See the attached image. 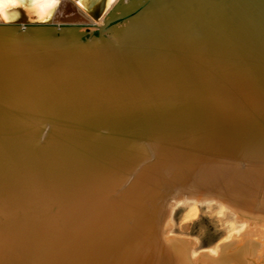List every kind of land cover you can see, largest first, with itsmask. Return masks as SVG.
Returning <instances> with one entry per match:
<instances>
[{
	"label": "bare ground",
	"instance_id": "1",
	"mask_svg": "<svg viewBox=\"0 0 264 264\" xmlns=\"http://www.w3.org/2000/svg\"><path fill=\"white\" fill-rule=\"evenodd\" d=\"M0 264H264V0L5 10Z\"/></svg>",
	"mask_w": 264,
	"mask_h": 264
},
{
	"label": "snow or ice",
	"instance_id": "2",
	"mask_svg": "<svg viewBox=\"0 0 264 264\" xmlns=\"http://www.w3.org/2000/svg\"><path fill=\"white\" fill-rule=\"evenodd\" d=\"M112 0H107V3H111ZM58 3V0H0V15H3L5 10L7 9H20L24 12H30L34 9H47L51 10L53 9L56 4ZM13 17L18 15L17 13L13 12L11 13ZM44 16L41 15V20H43ZM7 20L8 17H5Z\"/></svg>",
	"mask_w": 264,
	"mask_h": 264
},
{
	"label": "rangeland",
	"instance_id": "3",
	"mask_svg": "<svg viewBox=\"0 0 264 264\" xmlns=\"http://www.w3.org/2000/svg\"><path fill=\"white\" fill-rule=\"evenodd\" d=\"M180 212L177 214L178 220L181 215ZM190 233L197 235L201 239L202 245H208L219 237V229L215 227L213 221L206 214H200L199 217L193 219L190 226Z\"/></svg>",
	"mask_w": 264,
	"mask_h": 264
},
{
	"label": "water",
	"instance_id": "4",
	"mask_svg": "<svg viewBox=\"0 0 264 264\" xmlns=\"http://www.w3.org/2000/svg\"><path fill=\"white\" fill-rule=\"evenodd\" d=\"M26 2H28V0H26ZM15 17H11V18H8V19H14Z\"/></svg>",
	"mask_w": 264,
	"mask_h": 264
}]
</instances>
